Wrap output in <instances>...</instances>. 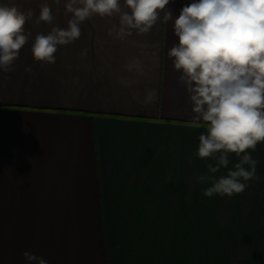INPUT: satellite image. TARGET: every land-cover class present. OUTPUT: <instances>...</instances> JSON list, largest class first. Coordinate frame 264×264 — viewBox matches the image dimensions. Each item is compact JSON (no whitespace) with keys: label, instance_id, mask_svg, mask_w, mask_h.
Masks as SVG:
<instances>
[{"label":"crops","instance_id":"crops-1","mask_svg":"<svg viewBox=\"0 0 264 264\" xmlns=\"http://www.w3.org/2000/svg\"><path fill=\"white\" fill-rule=\"evenodd\" d=\"M192 2L170 0L173 20L162 12L148 34L123 40L108 34L118 17L96 16L47 64L32 43L67 27L65 0H0L34 12L14 70L0 71V264H27L24 252L47 264H264V213H234L264 207V143L251 152L260 180L243 193L209 198L197 180L214 161L193 157L205 129L190 126L167 55ZM42 3L52 24L35 23ZM134 58L141 72L126 67ZM151 89L157 100L145 104ZM226 212L222 222L208 214Z\"/></svg>","mask_w":264,"mask_h":264},{"label":"clouds","instance_id":"clouds-1","mask_svg":"<svg viewBox=\"0 0 264 264\" xmlns=\"http://www.w3.org/2000/svg\"><path fill=\"white\" fill-rule=\"evenodd\" d=\"M56 5L61 0H54ZM170 0H65V15L71 14L66 28L53 26L47 34H37L31 47L35 61L54 64L58 46H67L81 36V24L96 16L118 17L108 34L123 40L146 35L161 20H173ZM34 12L15 4L0 3V71H13L20 50L31 33L25 25ZM54 16L48 3L40 5L35 23L52 24ZM178 43L168 50L174 69L181 73L191 105V127L205 129L199 136L194 158L207 163V173L197 177L209 184L203 195L231 197L243 193L249 181H259V161L254 152L264 143V0H194L183 6L173 23ZM87 49L82 55H87ZM126 67L142 71L139 58ZM31 72V68L25 69ZM157 100L155 89L148 90L145 104ZM230 154L239 157L226 175ZM27 264H47L41 257L24 252Z\"/></svg>","mask_w":264,"mask_h":264},{"label":"rangeland","instance_id":"rangeland-1","mask_svg":"<svg viewBox=\"0 0 264 264\" xmlns=\"http://www.w3.org/2000/svg\"><path fill=\"white\" fill-rule=\"evenodd\" d=\"M256 205L253 208H241L240 210L235 211L234 213H242V215H247L248 213H264V207L259 206L258 203H254ZM261 205V204H260ZM264 205V204H262ZM232 212H226V213H208L209 216H211L210 219L216 220V221H223L226 219V216L231 215Z\"/></svg>","mask_w":264,"mask_h":264}]
</instances>
